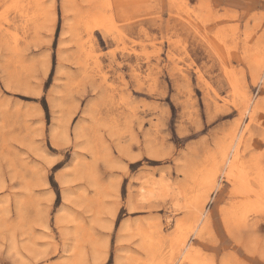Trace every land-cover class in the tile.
<instances>
[{"label": "rangeland", "instance_id": "rangeland-1", "mask_svg": "<svg viewBox=\"0 0 264 264\" xmlns=\"http://www.w3.org/2000/svg\"><path fill=\"white\" fill-rule=\"evenodd\" d=\"M0 264H264V0H0Z\"/></svg>", "mask_w": 264, "mask_h": 264}, {"label": "bare ground", "instance_id": "bare-ground-1", "mask_svg": "<svg viewBox=\"0 0 264 264\" xmlns=\"http://www.w3.org/2000/svg\"><path fill=\"white\" fill-rule=\"evenodd\" d=\"M105 4V3H104ZM14 5V4H13ZM22 5V4H21ZM15 6V5H14ZM14 8V7H13ZM12 8V9H13ZM16 10V9H15ZM33 11V10H32ZM21 13V12H20ZM37 13V12H36ZM22 14V13H21ZM38 14V13H37ZM23 15H25V13L23 14ZM107 15V14H106ZM105 15V16H106ZM4 17V16H3ZM27 17H28V15H27ZM101 17H102V15H101ZM108 17V16H107ZM110 18H111V16H110ZM100 19V18H99ZM26 22V21H25ZM103 23H104V21H103ZM102 24V23H101ZM84 27V26H83ZM103 27V26H102ZM85 29V28H84ZM91 30V29H90ZM93 30V29H92ZM91 30V31H92ZM115 30V29H114ZM117 31V30H116ZM16 33V32H15ZM84 34V33H83ZM15 35H17V34H15ZM15 37V36H14ZM119 37V36H118ZM172 41H173V39H172ZM177 41V40H176ZM149 43V42H148ZM92 44V43H91ZM170 50V49H169ZM93 54V53H92ZM175 57H178V56H175ZM181 57V56H180ZM147 59H148V57H147ZM93 60V59H92ZM181 60H182V58H181ZM95 64V63H94ZM96 65V64H95ZM261 121V120H260ZM236 148V147H235ZM237 163V162H236ZM235 169H236V166H235V164H231L230 166H229V171H228V174L230 175V176H232L233 175V173H234V171H235ZM244 171V170H243ZM235 175V174H234ZM192 258H194V257H192ZM195 259V258H194Z\"/></svg>", "mask_w": 264, "mask_h": 264}]
</instances>
